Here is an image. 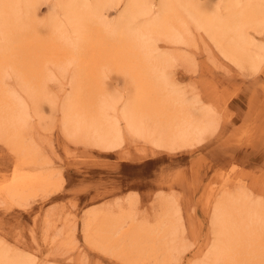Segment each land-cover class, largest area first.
Returning <instances> with one entry per match:
<instances>
[{"label":"bare ground","instance_id":"6f19581e","mask_svg":"<svg viewBox=\"0 0 264 264\" xmlns=\"http://www.w3.org/2000/svg\"><path fill=\"white\" fill-rule=\"evenodd\" d=\"M90 1L58 0L63 7L61 22L42 30L28 24L36 21L28 15L30 7L39 5L35 0H0V143L17 156L11 177L0 181V205L24 207L39 193L58 187L30 124L33 113L44 120L57 111L44 89L51 67L74 69L75 90L61 108L63 130L69 137L104 149L118 147L125 131L160 147L191 143L208 129L211 110L168 89L165 71L171 60L164 52L157 53L158 44L193 47L191 30L195 29L204 32L228 61L240 64L248 57L243 27L252 22L264 24V0H160L153 14L149 0H129L120 26L109 29L100 22L101 10L117 0ZM186 54L171 56L181 61L188 58ZM108 73L124 75L130 84L139 86L136 98L126 101L121 110L115 92L105 87ZM9 76L18 81L24 97L6 87ZM127 200L128 210L118 202L120 213L95 215L85 226V240L98 239L106 254L124 264H169L184 234L180 211L170 200H163L167 204L155 226L138 224L133 201ZM212 225L213 246L199 264H264L261 200L225 189L215 201ZM24 256L0 250V264L33 263Z\"/></svg>","mask_w":264,"mask_h":264},{"label":"rangeland","instance_id":"374dc122","mask_svg":"<svg viewBox=\"0 0 264 264\" xmlns=\"http://www.w3.org/2000/svg\"><path fill=\"white\" fill-rule=\"evenodd\" d=\"M128 1L104 5L100 22L105 28L120 26ZM159 1L149 0L151 14ZM37 3L28 14L36 21L28 24L47 30L61 22L63 7L58 0ZM223 5L221 1V9ZM243 30L248 57L240 64L228 61L204 32L195 29L191 30L193 47L158 44L157 53L164 52L171 60L165 71L168 89L211 110L208 129L186 144L160 147L125 131L118 147L104 149L69 137L63 130L61 108L74 93V69L51 67L44 89L57 111L44 120L33 113L30 124L58 187L39 193L24 207L0 205V250L25 255L32 264H124L106 254L98 239L85 240L86 224L102 212L120 213L118 202L128 210L129 199L136 222L155 226L167 204L163 200H170L181 213L184 234L169 264L202 262L214 242L213 207L225 189L264 203V24L247 23ZM178 52H186L188 58L176 61L171 54ZM104 82L115 92L119 110L136 98L139 86L130 84L124 75L108 73ZM5 83L25 96L14 77H7ZM29 109L33 112L34 105L30 103ZM16 165V154L0 143V181L10 178Z\"/></svg>","mask_w":264,"mask_h":264}]
</instances>
